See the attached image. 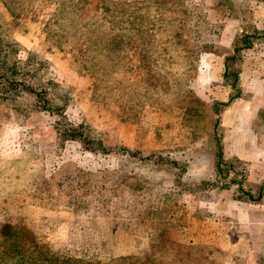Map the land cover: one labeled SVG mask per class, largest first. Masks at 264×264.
I'll return each instance as SVG.
<instances>
[{"label": "rangeland", "instance_id": "obj_1", "mask_svg": "<svg viewBox=\"0 0 264 264\" xmlns=\"http://www.w3.org/2000/svg\"><path fill=\"white\" fill-rule=\"evenodd\" d=\"M0 24L111 148L1 81L0 264H264V0H0ZM121 146L138 182L107 197Z\"/></svg>", "mask_w": 264, "mask_h": 264}, {"label": "trees", "instance_id": "obj_2", "mask_svg": "<svg viewBox=\"0 0 264 264\" xmlns=\"http://www.w3.org/2000/svg\"><path fill=\"white\" fill-rule=\"evenodd\" d=\"M3 28L0 24V83L1 81L5 83L4 92L10 93L7 95L11 99L17 100L19 94L23 91H30L34 94V101L31 104L29 110H41L47 111L50 114L58 115L59 118L56 121L57 124V134L60 140L70 141L76 140L80 142L83 146V149L91 152L99 153H109L111 148L104 143L103 139H97L92 137L87 124L84 123H74L67 118L65 111L70 102L69 90H65L61 85L53 81L51 78H46L42 69L36 68L34 66V60L30 55L26 57L19 56L17 43L10 37H7L3 33ZM208 44V43H205ZM60 87L59 90L54 87ZM54 88V89H52ZM19 111H24L22 108L17 106ZM24 112H28L25 110ZM118 150L121 154H126L127 158L132 156L129 163L133 165L128 168L126 164H123L126 167V170L129 172L128 177H125L118 185L109 186L103 190L102 193H106L107 197H116L123 196L130 197L131 191L137 185L136 176H133L136 173V162L142 161L143 157L139 151H131L124 146L118 147ZM86 171V175H89V172ZM61 175H65V180H62L58 184L59 188H68V192L74 189L73 184L68 181L71 179L73 172H69L66 169L62 172H59ZM58 174V175H60ZM84 174V172H83ZM106 174L104 173V181L106 180ZM116 207L114 210H118ZM136 210H139V206H135ZM135 212V219L136 218ZM133 224H138L136 221L132 222Z\"/></svg>", "mask_w": 264, "mask_h": 264}]
</instances>
